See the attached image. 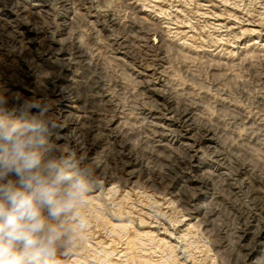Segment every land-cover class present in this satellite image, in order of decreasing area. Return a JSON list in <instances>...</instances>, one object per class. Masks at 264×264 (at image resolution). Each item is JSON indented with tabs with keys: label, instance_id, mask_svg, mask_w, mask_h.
<instances>
[{
	"label": "rangeland",
	"instance_id": "obj_1",
	"mask_svg": "<svg viewBox=\"0 0 264 264\" xmlns=\"http://www.w3.org/2000/svg\"><path fill=\"white\" fill-rule=\"evenodd\" d=\"M146 1L0 0V98L19 93L37 105L44 99L43 90H59L30 112L25 107L9 105L11 109L0 101V121L17 128L30 126L33 131L29 135L37 141L36 150L44 163H55L54 151L63 160L74 155L69 121H81L89 115L88 119L99 121L114 119L129 152L148 161L152 169L158 168L160 161L168 162L169 157H173L172 162L186 156L187 146H192V165L184 169L179 184L193 179L201 184L211 180V190L204 187L188 191L187 195L196 197L184 209L177 202L167 201L162 191L149 192L131 178L121 183L120 192L113 194L116 197H110L107 192H99L87 171H83L84 166H96L105 149L96 146L84 161L73 156V166L63 161L60 167H68L67 173L82 184L83 193L70 213L58 219L48 218L49 224L58 227L60 237L55 253L41 257L40 264H264V232L262 244L250 250L233 244L235 232L242 226L239 217L251 211L253 203L246 189L237 195L224 184L228 169L236 171L241 167H246L248 173L240 182L247 184L255 176L264 178V0ZM149 4L156 6L151 9ZM160 10L167 13L160 15ZM179 15L187 25L181 24ZM157 30L167 34L159 54L149 48L154 43L160 45L161 33ZM16 33L25 35L24 42H33L31 49L14 41ZM163 97L179 107L191 106L198 124L217 131L215 142L225 151L228 161L217 163L210 143L197 130L187 128L177 136L167 132L157 151L145 116L152 114L158 98ZM53 108L65 110L57 129L44 120V114ZM159 116L157 123L172 127L164 113ZM256 181L260 184L259 179ZM179 187L174 190L179 192ZM212 189L219 200L215 204L211 203ZM199 207L217 212L209 229L190 218L194 208ZM44 215L47 217L46 212ZM90 230L93 233L88 234ZM217 232L220 237L214 240ZM221 239L233 245L216 243Z\"/></svg>",
	"mask_w": 264,
	"mask_h": 264
},
{
	"label": "bare ground",
	"instance_id": "obj_2",
	"mask_svg": "<svg viewBox=\"0 0 264 264\" xmlns=\"http://www.w3.org/2000/svg\"><path fill=\"white\" fill-rule=\"evenodd\" d=\"M68 1V0H67ZM146 1V0H145ZM157 1V0H156ZM159 1V0H158ZM187 1V0H186ZM189 1V0H188ZM195 1V0H192ZM191 1V3H193ZM200 1V0H199ZM224 1V0H222ZM66 2V1H65ZM147 2V1H146ZM165 2V1H164ZM179 2V1H178ZM229 2V1H228ZM159 3V2H157ZM180 3V2H179ZM195 3V2H194ZM151 4V3H150ZM151 7H155L156 5ZM163 4V3H162ZM199 4V3H198ZM138 5V4H137ZM147 4H145L146 7ZM158 5V4H157ZM201 6V5H199ZM138 7V6H137ZM143 7V6H142ZM148 7V8H150ZM158 7V6H157ZM156 7V8H157ZM161 6H159L160 8ZM168 7V6H167ZM166 7V8H167ZM64 8V7H63ZM136 8V7H135ZM144 8V7H143ZM158 8V9H159ZM200 8V7H199ZM146 9V8H145ZM144 9V10H145ZM165 9V8H164ZM170 9V8H169ZM172 9V7H171ZM203 9V8H202ZM167 10V9H166ZM18 11V10H16ZM227 11V10H226ZM20 12V10H19ZM18 14H20L21 12ZM69 12V11H67ZM139 12V11H138ZM150 12L153 13V11L150 10ZM158 12V11H157ZM175 12V11H174ZM173 12V13H174ZM179 12V11H178ZM177 12V14H178ZM229 12V11H228ZM167 12H164L160 10V15H165ZM182 13V12H180ZM179 13V14H180ZM200 13V12H199ZM204 13V12H203ZM22 14V13H21ZM150 14V13H149ZM156 14V13H154ZM153 14V15H154ZM67 15V14H65ZM64 15V16H65ZM159 15V16H160ZM171 15V13H170ZM197 15V14H196ZM203 15V14H201ZM208 15V14H207ZM221 15V14H219ZM149 16V15H147ZM158 16V13H157ZM169 16V14H168ZM175 16V15H174ZM172 16V17H174ZM206 16V15H205ZM211 16V15H210ZM213 16V15H212ZM224 16V15H223ZM99 17V16H98ZM162 17V16H160ZM159 17V19H160ZM171 17V16H170ZM176 17V16H175ZM204 17V16H203ZM217 17V14H216ZM222 17V16H221ZM150 18V17H149ZM163 18V17H162ZM165 18V17H164ZM167 18V16H166ZM177 18V17H176ZM254 18V17H253ZM260 18V17H259ZM60 19V18H59ZM169 19V18H168ZM212 19V17H211ZM219 19V18H217ZM216 19V20H217ZM167 20V19H166ZM179 21H181L182 19H180V15L178 18ZM187 20V19H186ZM190 20V19H189ZM213 20V19H212ZM227 20V18H226ZM65 21V20H64ZM114 21V20H113ZM163 21V20H162ZM172 21V20H171ZM185 20L181 21L182 22ZM231 21V20H229ZM247 21V20H246ZM43 22V21H42ZM56 22V21H55ZM63 22V20H62ZM61 22V23H62ZM160 22V21H159ZM168 22V21H167ZM167 22H164V24H166ZM186 22V21H185ZM249 22V21H247ZM252 22V21H251ZM254 22V21H253ZM252 22V23H253ZM22 23V22H21ZM170 23V22H169ZM174 23V22H173ZM178 23V22H177ZM176 23V24H177ZM184 23V22H183ZM226 23V22H225ZM231 23V22H230ZM258 23V22H257ZM25 24V23H24ZM31 24V23H30ZM114 24V23H113ZM180 24V23H179ZM185 24V23H184ZM218 24V23H217ZM243 24V23H242ZM47 25V24H46ZM115 25V24H114ZM172 25V24H171ZM187 25V24H185ZM211 25V24H210ZM213 25V23H212ZM215 26H217L216 24H214ZM223 25V24H221ZM258 25V24H257ZM256 25V26H257ZM19 26V25H18ZM17 26V27H18ZM52 26V25H51ZM182 26V25H181ZM184 26V25H183ZM212 26V27H215ZM254 25V27H256ZM260 26L262 27V25L260 24ZM11 27V26H10ZM168 27V26H167ZM222 27V26H221ZM253 27V26H252ZM28 28V25L27 27ZM166 28V27H164ZM189 28V27H188ZM191 28V27H190ZM189 28V29H190ZM216 28V27H215ZM214 28V29H215ZM217 28H219L217 26ZM264 28V26L262 27ZM7 29V28H5ZM29 29L31 30L32 27L29 25ZM38 29V28H37ZM43 29V28H42ZM124 29V28H123ZM171 29V28H170ZM192 29V28H191ZM229 29V28H228ZM4 30V29H3ZM17 30V29H16ZM153 31L156 32V29H151ZM217 31V29H215ZM227 30V27H226ZM250 30V29H249ZM256 30V29H255ZM262 30V29H261ZM8 31V30H7ZM32 31V30H31ZM44 31V30H43ZM167 31V30H166ZM172 31V30H171ZM190 31V30H189ZM26 32V31H25ZM34 32V31H33ZM158 33H161V39H160V45H149V48L151 50H153V52H156L159 54V49L160 51L161 49V44H165L164 43V37H165V32L163 30H157ZM178 32V30H177ZM180 32V31H179ZM184 32V31H183ZM227 32V31H225ZM230 32V31H228ZM248 32V31H247ZM261 32V31H260ZM15 33V32H14ZM36 33V32H35ZM40 33V32H38ZM157 33V34H158ZM172 33V32H171ZM176 33V31H175ZM182 33V32H181ZM219 33V32H218ZM221 33V32H220ZM251 33V32H250ZM249 33V34H250ZM253 33V32H252ZM258 33V32H257ZM27 34V33H26ZM150 34V33H149ZM154 34V33H153ZM169 34V33H168ZM179 34V33H178ZM228 34V33H227ZM243 34V33H242ZM245 34V33H244ZM14 35V34H13ZM37 35V34H36ZM160 35V34H159ZM167 35V34H166ZM180 35V34H179ZM188 35V34H187ZM232 35V34H231ZM241 35V34H240ZM4 36V35H3ZM25 35H23L22 33H16L14 35V41L17 44L23 45L25 48L27 49H31L30 45L33 43L32 41L29 42H24V37ZM27 36V35H26ZM146 36V35H145ZM155 36V35H154ZM219 36V35H218ZM222 36V35H220ZM128 37V36H127ZM174 37V36H173ZM176 37V36H175ZM181 37V36H180ZM232 37V36H231ZM235 37V36H234ZM237 37V36H236ZM239 37V36H238ZM139 38V37H138ZM148 38V37H147ZM145 38V39H147ZM156 38V37H154ZM220 38V37H219ZM223 38V37H221ZM141 39V38H140ZM144 39V37H143ZM144 39V40H145ZM187 39V38H186ZM139 40V39H138ZM142 41V40H141ZM152 41V40H151ZM159 41V40H158ZM147 42L144 44L147 46ZM133 43V42H132ZM27 44V45H25ZM8 45V44H7ZM15 45V44H14ZM141 45V44H140ZM139 46V45H138ZM158 46V47H157ZM110 47V46H109ZM143 47V46H142ZM124 48V47H123ZM148 49V48H147ZM79 50V49H78ZM77 50V51H78ZM81 51V49L79 50ZM123 51V50H122ZM140 52V51H139ZM138 52V54H139ZM119 53V52H118ZM142 53V52H141ZM147 54V52H145ZM20 54V53H19ZM52 54V52H51ZM69 54V53H68ZM70 54H74L70 52ZM117 54V53H116ZM130 54V53H129ZM132 54V53H131ZM145 54V55H146ZM163 54V53H162ZM126 55V54H125ZM128 55V54H127ZM136 55V53H135ZM144 55V56H145ZM144 56H142L144 58ZM155 56V55H154ZM134 58V56H132ZM153 57V56H152ZM73 58V57H72ZM122 58V57H120ZM119 58V59H120ZM124 58V57H123ZM136 58V57H135ZM146 61V58H144ZM160 59V58H159ZM162 59V58H161ZM122 60V59H121ZM139 60V59H138ZM135 61V60H134ZM155 61V60H154ZM164 61V60H163ZM141 63V60H140ZM143 65V64H142ZM145 65V64H144ZM143 65V66H144ZM70 66V65H69ZM139 66V65H138ZM147 66V65H145ZM148 67V66H147ZM151 67V66H150ZM150 67H148L150 69ZM69 68V67H68ZM152 68V67H151ZM70 69V68H69ZM68 69V70H69ZM146 69V68H145ZM143 70V68H142ZM148 70V69H147ZM164 70V69H163ZM166 70V69H165ZM146 75V74H145ZM15 76V75H14ZM18 77V76H17ZM151 77V76H149ZM73 78V77H72ZM70 79V78H69ZM74 82V80L72 81ZM148 83V82H147ZM163 84V82H162ZM28 85V83H27ZM151 86V83H150ZM144 87V85H143ZM71 88V87H70ZM63 90V89H62ZM60 90V93L63 94L65 90ZM57 91V87L51 89V88H46L45 90H43V98L42 100H45L50 94H55ZM73 92V91H72ZM5 93V92H4ZM10 94V93H9ZM184 94V93H183ZM8 95V94H6ZM72 96V94H71ZM3 99L0 98V101L2 103H4V105H8V107H10L9 105H13L15 107H25L24 109H26V111H31L33 108H36L37 106H39L41 104V102H43L42 100L37 104H32L26 101V97L23 94H19L17 93V95L15 94H10V96H8L7 98H5V96H1ZM170 99V98H169ZM159 101V102H158ZM158 101L156 103V105L154 106L155 110L152 112V114L145 116V119H147V127L149 128L150 132L152 131V135L154 136V142L157 143L154 148L157 151L159 150V143L163 141V138L165 137V134L171 133L174 136H177L179 134V132H181L183 130V128H187V131L189 130H197L199 132V135L201 136V138L204 141H208L210 143V147L213 149V157L215 158L216 162L220 164V162L225 161L228 157L225 153L224 150L219 148V145L216 144V137L218 136L217 131L213 130L212 128H209L207 126H202L200 124H198L195 120V115H194V109L191 106H184V107H179L180 105L175 104L174 102L169 101L166 97H163L161 99L158 98ZM195 102V101H194ZM149 103V102H147ZM183 103V102H182ZM103 104V103H102ZM154 104V103H153ZM181 104V103H180ZM112 106V105H111ZM11 108V107H10ZM13 108V107H12ZM11 108V109H12ZM21 109V108H20ZM59 109V108H58ZM65 110L64 109H60L58 111H56L55 108H53V110H49L47 113L44 114V120L46 121V123H48L53 129H57L58 125H57V121L59 119H61L62 117H65V114L63 113ZM111 111V110H110ZM114 111V110H113ZM116 111V110H115ZM114 111V113H115ZM149 111V109L147 110ZM152 111V110H151ZM109 113V112H108ZM113 113V114H114ZM144 113V112H143ZM165 114L167 116L166 121H168V123L170 125H172V127H164V125H161L159 123H157L158 120V116L159 114ZM116 114V113H115ZM84 116V115H83ZM89 116V115H86ZM86 116L82 117V120H70L69 121V128L73 129V147H74V152H73V156L75 158H80V160H85L86 157L90 156L91 152H93V150L95 148H97L96 146H102L103 149H105L104 152V157L98 161L97 165L88 169L86 168V166H84L83 171H87L88 173V177L91 180V182L96 185V189H100L99 192H107L111 195H109L110 197H112L113 194H117L118 191L120 190L119 187L121 185V183H127V181L131 178L132 180H134V184L136 185H140L142 189H145L149 192H158V191H162V195L165 197L167 196V201L173 203V202H177L179 204L180 207H182L184 209V207L186 208V206H189V204L195 200L196 194H192V195H187L188 191H197V190H202L204 187L209 188L211 190V180L210 179H205L202 184L200 182L195 183L194 179L189 182H185L182 184H179L180 180H178V178L181 176L182 172L184 171V169L186 167L190 168L194 159V156L192 155V150L193 147L192 146H187V152L188 154H186V156H180L178 158H174L175 160H173L172 162H170L173 157H169L170 160H167L168 162H164L162 163L160 161V166L156 169H152L149 165H148V161L146 162L144 159H138L137 157H135L133 153L129 152L128 148H127V144L124 140V136L122 135V132L118 131L116 129V121L114 119H109L108 121H103V120H95L94 118H90L88 119ZM104 116V115H103ZM114 116V115H113ZM81 117V116H80ZM96 117V116H95ZM165 117V116H164ZM116 118V117H115ZM160 118V116H159ZM81 119V118H80ZM105 119V118H104ZM162 119V118H161ZM105 122V124H104ZM68 124V123H67ZM49 126V127H50ZM175 126V127H173ZM236 126V125H235ZM62 128V126H60ZM59 127V128H60ZM60 128V129H61ZM145 130V129H144ZM263 130V129H262ZM143 132V131H142ZM146 133V132H145ZM124 134V133H123ZM128 136V135H127ZM145 136V134H144ZM258 137V136H257ZM151 138V137H150ZM152 146V145H151ZM101 148V147H100ZM154 149V150H155ZM102 152V151H101ZM133 152V151H132ZM162 154H160L161 156ZM72 156V157H73ZM72 157H68V159H62L59 157V154L56 153L55 151L52 153V161L55 162V164L59 165V167L62 164L63 161H65V165L68 164H73L71 163L72 161ZM163 157V156H162ZM153 159V158H152ZM45 161V160H44ZM70 161V163H69ZM228 161V159H227ZM82 162V161H81ZM84 164V163H83ZM86 165V162H85ZM91 165V164H90ZM89 165V166H90ZM93 165V164H92ZM73 166V165H72ZM71 167V166H70ZM231 168V167H229ZM239 168V167H238ZM65 171L68 169L65 168ZM227 172V174L225 175V180H224V184H227V188L229 189L230 192L234 193V194H239V190L246 189V193L249 197V199L252 201L253 204H251L252 209L249 212H245L244 216H240L239 220L241 221L240 223H242V226H240L239 228H237V232H235V239H234V243L236 245L241 246L242 248L246 246V249L250 250L252 248H255L256 246H258L260 243L261 239H262V234L264 232V178H262L263 176H255V174L257 173H253L254 174V178L253 181H249L247 184L244 182H240L241 178L243 177V175H246L248 173V169L246 167H241L238 170H230ZM67 172V171H66ZM260 174V173H259ZM87 176V175H86ZM253 177V176H252ZM184 178V176H183ZM259 179L260 180V184L259 182H257L256 180ZM249 180V179H248ZM7 181H11L12 183L16 184L17 186L18 184V180L15 176H9L7 178L6 181H4V183H7ZM220 182V181H219ZM221 183V182H220ZM258 183V185H257ZM238 185H240V187H237ZM245 185V186H244ZM137 186V187H140ZM178 186L179 187V192L175 191L174 189H176ZM128 187V186H127ZM131 189V188H130ZM140 189V188H139ZM132 190V189H131ZM214 190V189H212ZM239 191V192H238ZM120 192V191H119ZM106 193V194H107ZM85 195V194H84ZM152 195V194H151ZM187 195V196H186ZM101 196V195H100ZM114 196V195H113ZM118 196V195H117ZM161 196V194H160ZM92 197V196H90ZM109 197V198H110ZM116 197V196H114ZM154 197V196H153ZM157 197V196H156ZM185 197V198H184ZM161 198V197H160ZM163 198V197H162ZM115 199V198H114ZM132 199V198H131ZM157 199V198H156ZM155 199V200H156ZM159 200V199H158ZM166 200V199H165ZM111 201V200H110ZM113 201V200H112ZM163 201V200H162ZM166 201V202H167ZM219 200H217L216 198V193L215 190L212 193V197H211V203L218 202ZM108 202V201H107ZM152 202V200H151ZM158 202V201H157ZM165 201H163L162 203H164ZM116 203V202H114ZM170 203V204H171ZM112 204V203H111ZM124 204V203H123ZM169 204V203H168ZM169 204V205H170ZM249 204V203H248ZM116 205V204H115ZM118 205V204H117ZM160 205V204H157ZM164 205V204H163ZM213 205V204H212ZM98 206V205H97ZM160 207V206H158ZM164 207V206H163ZM169 207V206H168ZM173 208V206H171ZM169 207V209L171 208ZM175 207V206H174ZM248 207V206H247ZM162 208V207H161ZM175 209V208H174ZM177 209V208H176ZM154 210V209H153ZM157 210V209H156ZM163 210V209H162ZM253 210V211H252ZM144 211V210H143ZM142 211V212H143ZM148 211V210H147ZM161 211V210H160ZM176 211V210H175ZM174 211V212H175ZM194 213H192L190 215V218H192V220H196L198 223H200L204 228L209 229L212 225H213V218L217 215L216 210L213 209H207V208H201L199 207L198 209L194 208ZM139 212V211H138ZM137 212V213H138ZM154 212V211H153ZM167 212V211H166ZM185 212H189V210H185ZM145 213V212H144ZM156 213V212H155ZM168 213V212H167ZM166 213V214H167ZM179 213V212H178ZM183 213V212H182ZM151 214V213H150ZM164 214V213H163ZM169 214V213H168ZM184 214V213H183ZM182 214V215H183ZM241 214V213H240ZM76 215V214H75ZM87 215V214H86ZM144 215V214H143ZM142 215V216H143ZM149 215V213L147 214ZM153 216V215H151ZM161 216V215H160ZM170 216V215H169ZM178 217V214L176 215ZM184 216V215H183ZM236 216V215H235ZM157 217V216H156ZM234 217V216H233ZM146 218V217H145ZM144 218V219H145ZM150 218V217H148ZM161 219V217H159ZM165 218V217H164ZM167 218V217H166ZM179 218V217H178ZM72 219V218H71ZM75 219V218H74ZM142 219V218H141ZM147 219V218H146ZM152 219V218H151ZM150 219V220H151ZM188 219V218H187ZM73 220V219H72ZM148 220V219H147ZM155 220H158L155 218ZM183 220V219H182ZM190 220V219H189ZM237 219V221H239ZM79 221V220H78ZM77 221V222H78ZM82 221V219L80 220ZM84 221V220H83ZM82 221V222H83ZM142 221V220H141ZM159 221V220H158ZM180 221V220H179ZM188 221V220H187ZM74 222V221H72ZM150 222V221H148ZM157 222V221H155ZM160 222V221H159ZM256 222V226H252V223ZM152 223V222H151ZM76 224V223H75ZM147 224V223H146ZM145 224V225H146ZM150 224V223H148ZM153 224V223H152ZM156 224V223H155ZM159 224V223H158ZM162 224V223H161ZM179 224V223H178ZM184 224V222H183ZM230 224V223H229ZM105 225V224H104ZM115 225V224H114ZM154 225V224H153ZM174 225V224H173ZM177 225V224H176ZM79 226V225H78ZM81 226V225H80ZM88 226V225H87ZM160 226V225H158ZM166 226V225H164ZM191 226V225H190ZM193 226V225H192ZM122 227V226H121ZM168 227V226H167ZM165 227V228H167ZM171 227V226H170ZM189 227V226H188ZM235 227V226H234ZM79 228V227H77ZM82 228V227H81ZM90 229H92L91 226H89ZM148 228V227H147ZM164 228V227H163ZM176 228V226L174 227ZM180 228V227H179ZM191 228V227H190ZM76 229V228H75ZM80 229V228H79ZM84 229V227H83ZM86 229V228H85ZM153 229V228H152ZM171 229V228H169ZM186 229V228H184ZM77 230V229H76ZM82 230V229H81ZM80 230V231H81ZM221 231L223 229H220ZM234 230V229H233ZM78 231V230H77ZM86 231V230H85ZM153 231V230H152ZM163 231H165L163 229ZM170 231V230H169ZM190 231V230H189ZM188 231V232H189ZM187 232V233H188ZM216 232V231H213ZM233 232V231H232ZM78 233V232H77ZM89 233H93L88 232ZM96 233V232H95ZM167 233V232H166ZM186 233V234H187ZM200 233V232H199ZM112 234V233H111ZM148 234V233H147ZM156 234V233H154ZM164 234V233H163ZM169 234V233H168ZM185 234V233H184ZM185 234V235H186ZM220 232H217L215 234H213V239L216 240L217 238L220 237ZM166 235V234H165ZM179 235V234H178ZM183 235V234H182ZM148 236V235H147ZM152 236V235H150ZM158 236V235H156ZM170 236V235H169ZM171 236H173V234H171ZM176 236V235H175ZM186 237V236H185ZM184 237V238H185ZM226 237V236H225ZM230 237V236H229ZM91 238V237H90ZM173 239V238H172ZM182 237H181V241H182ZM230 240V239H229ZM99 242V241H98ZM155 242V241H154ZM165 242V240L163 241ZM167 242V241H166ZM179 242V241H178ZM247 242V243H246ZM103 243V242H102ZM139 243V242H138ZM161 243V242H160ZM216 243L221 244V245H230L232 244V242H227L224 240H219L216 241ZM156 244V243H155ZM173 244V243H172ZM182 244V243H181ZM232 244V245H233ZM180 245V244H179ZM184 245V244H183ZM197 245V244H196ZM206 245V244H205ZM100 246V245H99ZM181 247V246H178ZM225 247V246H224ZM72 248V247H71ZM88 248V247H87ZM156 249V248H155ZM161 249V248H160ZM63 255H67V254H63ZM249 256V255H248ZM122 257H125L122 256ZM156 257V256H155ZM201 257V255H200ZM207 258V257H206ZM143 260V259H142ZM191 260V259H190ZM178 261V260H177ZM195 261V260H194ZM42 263V262H41ZM206 263V262H205Z\"/></svg>",
	"mask_w": 264,
	"mask_h": 264
},
{
	"label": "clouds",
	"instance_id": "obj_3",
	"mask_svg": "<svg viewBox=\"0 0 264 264\" xmlns=\"http://www.w3.org/2000/svg\"><path fill=\"white\" fill-rule=\"evenodd\" d=\"M32 131L0 121V264H40L53 255L60 232L48 218L70 213L83 193L63 168L42 161ZM9 176L19 187L4 183Z\"/></svg>",
	"mask_w": 264,
	"mask_h": 264
}]
</instances>
